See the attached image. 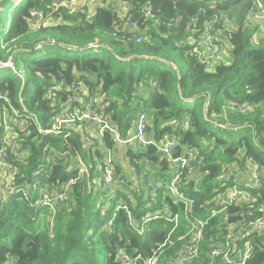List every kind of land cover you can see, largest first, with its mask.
Wrapping results in <instances>:
<instances>
[{
	"label": "trees",
	"instance_id": "16d2710c",
	"mask_svg": "<svg viewBox=\"0 0 264 264\" xmlns=\"http://www.w3.org/2000/svg\"><path fill=\"white\" fill-rule=\"evenodd\" d=\"M87 1L93 2L92 13ZM144 5L151 6L154 21L145 19ZM252 9L250 0H0V95L20 111V119L24 109L37 119L16 127L18 155H9L1 168L3 189L10 184L17 192L0 199V264H121L120 251L142 264L154 250H159L157 264H169L189 243L188 237L180 239L189 230L183 208L164 189L147 209L151 179L165 184L174 172L155 146L122 152L115 134L106 131L99 138L84 127L89 143L78 131L38 132L81 101L97 107L98 98L120 140L134 131L136 115L143 112L146 136L156 144L175 139L174 156L190 161L194 174L182 172L179 189L193 199L194 217L208 221L198 256L187 264H225L209 256L232 232L238 251L245 252L248 244L245 264H264V230L239 231L253 218H264L259 210L264 204V37L254 44L257 28L248 26ZM222 20L235 29L223 30ZM206 28L216 47L229 51L227 62L209 65L192 54L188 39L198 42ZM103 149L116 154L111 192H96L92 183L101 176L97 164ZM248 162L260 173L259 188L240 183L242 198L211 217L236 186L239 172L226 180L229 168L243 171ZM81 163L88 178L78 179ZM123 164L137 177L136 185L127 181ZM40 189L51 197L64 195L53 212L37 205ZM109 192V205L99 203V195L104 201ZM119 201L127 203L133 225L121 211L107 228ZM158 210L157 220L139 235L136 225ZM167 214L180 216L170 235Z\"/></svg>",
	"mask_w": 264,
	"mask_h": 264
},
{
	"label": "built area",
	"instance_id": "2783aa9c",
	"mask_svg": "<svg viewBox=\"0 0 264 264\" xmlns=\"http://www.w3.org/2000/svg\"><path fill=\"white\" fill-rule=\"evenodd\" d=\"M253 3L252 9V19L255 23L259 25L264 24V0H250ZM125 5V3H122ZM122 5V8L124 7ZM143 15L146 20H155V15L152 11L150 5H144L142 8ZM219 23V19H217V24ZM222 29L224 30L226 26H229L232 30L235 29L233 23L228 20H222ZM128 28L132 31H136L135 25H128ZM137 41H140L138 38ZM189 45L192 47V54L196 55L202 63H210V55L217 53L218 51H222V49H218L216 45L212 41V36L210 34V30L206 28L205 34L201 36L200 40L197 42L192 37L188 39ZM206 59L208 60L206 62ZM223 63H225L223 61ZM211 65V64H210ZM8 67L13 68L11 64ZM233 105V104H231ZM243 109V108H241ZM104 106L99 105L94 107L92 104H84L83 101L80 102V106L67 108L61 114L53 117V122L49 128L42 130L38 129L40 134H52V135H61L65 130H73L78 131L83 135V140L85 142H90V137L85 134L83 127L86 129V133L93 132L96 130L98 132V136L100 138L103 137L104 132L108 131L115 134L116 141L124 147H134V148H145L148 145H153L156 147L157 151L168 158V160L172 163L174 167L173 176L168 183L162 184V182L154 180L152 181V192L148 194L150 197L149 202L147 203V209H150L153 205H155L158 201L157 192L161 189L174 199L175 202L179 203V205L183 208V214L185 215V220L189 224V230L185 236L180 237V239H184L185 237L189 238V243L179 252H177L172 258L169 264H187L197 258L199 251V243L202 238V232L204 227L207 224L208 219L195 218L193 215L194 201L191 197H187L184 195L182 191L179 189V183L181 181L182 172L187 171L188 175L194 174L193 167L190 166V161L186 157H175L174 151L175 148L178 147V142L175 139L167 140L164 143L156 144L151 139H149L145 134V126L146 119L143 112H138L136 115L135 121V129L134 131L128 135L126 140H120L116 135L115 128H113L108 122L105 114L103 112ZM23 118L20 111L16 109L9 98L6 96L0 95V199L5 198L10 194L17 192V189L14 188L10 184H6L5 189H3L1 184V168H3L4 163L8 156H17L18 155V144L16 143V127L21 125L23 121L31 119L34 122H37V119L31 117L30 114L23 110ZM86 144V143H85ZM104 157L100 160V163L97 164V171L100 172L101 176L99 178L93 179V188L96 192L99 190H103L108 188L110 192L112 191L113 184L116 183L113 176V165L115 162L116 154L110 150L103 149ZM257 167L254 166L253 172V183L247 184L249 187L259 188V178L256 177ZM42 170L39 169L34 173V176H39ZM229 174L226 176V180H229ZM88 178V167L81 163L78 170V179ZM88 182V181H87ZM88 188L91 189L92 185L88 184ZM104 195L105 199L108 202H111L113 196L112 193ZM40 199L37 202L39 207H47L52 212L54 211V207L56 204L60 203L64 199V195H58L56 197H51L46 194L43 189L39 191ZM241 193L237 186L233 187L225 197L220 199L217 203L219 207V211H212L211 217L223 212L226 210L228 206L231 204L237 203L238 199L240 200ZM126 199L129 203H132L131 195H127ZM107 206L109 204H106ZM107 206H101V213L105 215L107 210ZM261 212H264V204L260 206L259 209ZM125 211L129 220L130 225H133V217L128 210L127 203H123L121 201L114 208V212L112 217L108 220L106 227L111 228L113 225V221L117 215V213ZM162 211L158 210L154 213H147L145 217L141 220V225H136L138 229L139 235H143L145 232V225L148 222L153 220H157ZM249 217H252V213L249 212L247 214ZM254 220L249 221L246 225L243 224L240 226L239 231L243 228H250L251 232L255 229L264 230V218H253ZM169 223H172V229L169 232V235L172 231H176L180 224V216L177 214L170 215L167 214V219ZM238 231V232H239ZM168 235V236H169ZM232 239V240H231ZM236 241L235 233H229L226 237V242L222 245L216 247L210 254L209 259L213 261L215 258L221 257L225 264H245V260L248 257L249 249L248 244L245 246V252L238 251L236 246L233 244ZM159 250H154L152 254L142 260V264H157L159 259ZM234 255V256H233ZM233 256V257H232ZM139 258H130L126 254L125 251H120L119 253V261L121 264H137ZM5 264H10V262L6 261Z\"/></svg>",
	"mask_w": 264,
	"mask_h": 264
},
{
	"label": "rangeland",
	"instance_id": "374dc122",
	"mask_svg": "<svg viewBox=\"0 0 264 264\" xmlns=\"http://www.w3.org/2000/svg\"><path fill=\"white\" fill-rule=\"evenodd\" d=\"M93 2L92 1H87L85 2V6H86V10H87V13L90 12L92 13L93 12V9H94V6L92 4ZM83 4V5H84ZM75 7L77 6L76 4H74ZM117 12H118V16L119 18L123 17L125 14L123 13V11L120 9L117 8ZM248 26L251 27V28H257V31L254 33L253 32V40H254V44L255 45H258V43L260 42L261 38H263V35H264V30L262 28V25H259V24H255L253 19L252 18H249V23H248ZM189 44V42H188ZM224 49H222V51H218L217 53H214L212 55H210V63H208L209 65L210 64H215V63H219V62H227L228 60V55H229V51L226 49V47H223ZM208 60L206 59V62ZM97 103V102H96ZM97 106H99V103H97ZM99 139V138H98ZM128 150L129 148L126 146L122 149V152H124L125 150ZM134 151L138 148H133ZM236 169V170H235ZM125 175H126V178H127V181H131L133 183V185H136L138 183V179L137 177L134 175L133 172L131 171H128L127 168L125 170ZM241 171V172H240ZM236 172H239L238 176L241 175L243 177H245V182L249 184H252L253 183V172H254V166L251 164V163H247L244 170L242 171L240 168L237 167V165H233L229 170H228V174L231 175L233 173V176L235 175ZM256 177H258V172L256 171ZM154 181V179H151V182ZM238 185H239V182H238ZM99 199V203H103V204H108V201L105 200L104 198V201H103V198H101V196L99 195L98 197ZM185 217V215H184ZM40 218L38 219V222H39Z\"/></svg>",
	"mask_w": 264,
	"mask_h": 264
},
{
	"label": "crops",
	"instance_id": "0c3cea01",
	"mask_svg": "<svg viewBox=\"0 0 264 264\" xmlns=\"http://www.w3.org/2000/svg\"><path fill=\"white\" fill-rule=\"evenodd\" d=\"M254 23H255V22H254ZM255 24H258V23H255ZM262 28H263V30H264V24H263V23H262ZM263 37H264V35H263ZM261 39H262V38H261ZM99 100H100V99L98 98V99L95 100V102L98 103ZM92 134H93V136L99 137V136H98V132H97L96 130H94V131L92 132ZM99 138H100V137H99ZM123 166H124V168L126 169V167H125L124 164H123ZM232 166H233V165H232ZM232 166H231V167H232ZM231 167H230V168H231ZM230 168H229V169H230ZM235 170H236V169H235ZM238 182H239V184H240V183L248 184V183L245 182V177H243V176H241V175H239L237 178H235V183H236L237 188H238Z\"/></svg>",
	"mask_w": 264,
	"mask_h": 264
},
{
	"label": "water",
	"instance_id": "95a60500",
	"mask_svg": "<svg viewBox=\"0 0 264 264\" xmlns=\"http://www.w3.org/2000/svg\"><path fill=\"white\" fill-rule=\"evenodd\" d=\"M186 127H187V123H186Z\"/></svg>",
	"mask_w": 264,
	"mask_h": 264
}]
</instances>
